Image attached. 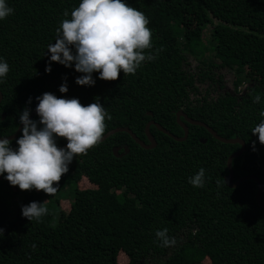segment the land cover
<instances>
[{"label":"trees","instance_id":"obj_1","mask_svg":"<svg viewBox=\"0 0 264 264\" xmlns=\"http://www.w3.org/2000/svg\"><path fill=\"white\" fill-rule=\"evenodd\" d=\"M78 2L7 0L13 11L0 20V57L9 65L0 83V113H5L0 136L12 134L20 112L35 109V97L44 92L78 98L82 105L98 97L111 116L103 134L128 126L145 143L151 119L182 136L176 120L182 110L220 136L244 140V152L232 162L234 179L256 175L264 202V145L250 131L264 111V0H126L149 20L152 48L145 52L155 59L144 61L135 74L121 71L116 80L99 79L94 72L93 86L77 85L81 73L48 61L46 47L55 43L60 21L70 18L63 13ZM207 25L214 58H207L206 68L192 70L187 54L199 57L208 49L201 42ZM246 67L258 80L238 97V75ZM223 68L235 72L234 93L213 96L205 83L221 87L222 78L214 73ZM65 81L68 90L60 93ZM256 95L260 103L253 102ZM150 132L156 140L151 149L117 132L76 155L60 179L71 199L59 201L68 211L56 222L41 190H21L0 175V264H121L120 252L128 259L125 264H264V207L256 202L257 184L246 180L231 188L224 181L226 160L239 145L222 143L192 124L184 141L153 125ZM65 142L56 139L58 147ZM125 145L129 151L114 156L112 148L123 151ZM201 167L205 182L198 188L188 177ZM30 201L47 209L39 221L21 215V205ZM163 228L175 245H159L154 232Z\"/></svg>","mask_w":264,"mask_h":264},{"label":"clouds","instance_id":"obj_2","mask_svg":"<svg viewBox=\"0 0 264 264\" xmlns=\"http://www.w3.org/2000/svg\"><path fill=\"white\" fill-rule=\"evenodd\" d=\"M12 11L7 0H0V20ZM63 15L70 18L60 21L55 43L46 47L50 54L48 61L81 73L75 77L77 85L93 86L94 72L103 80H116L121 71L135 74L144 61L155 59L152 53L145 52L152 48V32L147 27L149 20L126 0H79L78 6L70 13L66 10ZM50 70L51 64L46 63L45 72ZM8 72L7 61L0 57V83ZM67 90L66 81L58 87L60 93ZM35 99L38 120L30 119L27 109L20 112L22 127L21 135L15 140L16 147H12L6 136H0V175L21 190H43L53 195L74 157L86 154L101 140L105 119L110 120L111 116L98 97L87 105H82L78 98L57 97L50 92ZM252 99L254 103L261 102L260 95ZM260 115V121L250 131L264 145V111ZM58 137L66 140L63 147L57 146ZM252 148L255 150V142ZM188 182L194 187H204L205 169L201 167L188 177ZM20 212L29 221H39L47 209L42 202L30 201L21 205ZM154 236L161 247L176 243L175 238L168 235L167 228L155 230Z\"/></svg>","mask_w":264,"mask_h":264},{"label":"water","instance_id":"obj_3","mask_svg":"<svg viewBox=\"0 0 264 264\" xmlns=\"http://www.w3.org/2000/svg\"><path fill=\"white\" fill-rule=\"evenodd\" d=\"M2 100V93L0 91V102ZM149 115H151V112H148ZM30 119H32L34 116H36L35 113V109L31 110L29 113ZM4 117V116H3ZM183 119V120H181ZM176 120L177 123L179 124V126L182 128L183 130V134L182 136H178L175 135L173 133H171L170 131H168L167 129H165L162 125H160L159 123L155 122L154 120H149L146 125H145V136L146 139L148 140V143H145L143 140H141L139 137L136 136L135 133L132 132V130L128 127V126H118L115 127L113 129H110L109 131H107L105 134L102 135V138L99 142L105 140L108 136L117 133V132H126L130 135V137L142 148L144 149H151L154 148L156 146V140L153 136V134L150 132V127L153 125L155 126L159 131L165 133L166 135L170 136L171 138H173L176 141H184L187 139L188 136V124H192V125H197V126H201L203 128H205L216 140L222 142V143H226V144H239L240 148L234 152H232L227 159V171L228 173L224 176V181L226 183V185L228 187L231 188H235L237 186H239L242 182L246 181V180H253L256 182L257 184V192H256V202L259 204V206L264 207V202H262L261 200V195H262V191H263V187H262V183L260 181V179L256 176V175H252V174H248V175H243L241 177H239L236 180H233V169H232V161L235 157H238L239 155H241L244 150H245V142L243 139L238 138V137H232V138H226L223 136H220L214 129H212L208 124H206L203 121L200 120H195L190 118L186 113H184L182 110H178L176 112ZM22 127V124L20 123L18 125V127L16 128V130L6 136L10 141L13 139H16L19 134H20V128ZM202 143H205L206 140L205 139H201ZM66 144V142L61 145L60 147H63ZM121 149V146H114L112 148V152L114 154V156L116 157H121L122 155L126 154L129 151V148L127 145L123 146V151L119 152V150Z\"/></svg>","mask_w":264,"mask_h":264},{"label":"rangeland","instance_id":"obj_4","mask_svg":"<svg viewBox=\"0 0 264 264\" xmlns=\"http://www.w3.org/2000/svg\"><path fill=\"white\" fill-rule=\"evenodd\" d=\"M187 22H189V21H187ZM210 33H211V27L208 25L205 26V28L203 29V33L201 35L202 36L201 42L203 43L204 46L208 47V49L205 51V53L203 51L204 54H202V56H200V53H198L199 57H197V56L195 57L191 53L187 54L189 66L192 70L193 69L196 70L198 68H206V66H207L206 64H208L207 60L209 59V57L211 59L214 58L213 52L209 49V47H210ZM214 74H215V76H218V75L221 76V78H222L221 87L217 83L216 84L205 83L207 85H210L211 89L214 90V92L212 94L213 96H216L218 93H222V92H228L231 94L234 93L233 80L235 79V72L232 69L223 68ZM238 76L242 79V83H241V85L239 87V91H238V94H239L238 97H240L245 92V90L248 86H251L257 82L258 76L249 67H246L245 73L243 72L242 74H239ZM205 87L207 88L206 85H199L200 90H203ZM58 184H59V186L61 185L60 181L58 182ZM41 192H42L45 200L47 201V203H49V206L51 208V212H52L51 213L52 214L51 219H52V221L56 222L59 214L64 215L68 211L67 206H64L62 204V206H61L62 208H61L60 204H59V201H61V200L71 199L70 193L68 192V188L67 187H61V189L53 195L46 194L43 192V190H41ZM16 197L19 198L18 196H16ZM14 198H15V196H14ZM66 204H68V203H66ZM14 215H15V213H14ZM118 260L121 264H125L128 261L127 257L122 252L119 253Z\"/></svg>","mask_w":264,"mask_h":264},{"label":"flooded vegetation","instance_id":"obj_5","mask_svg":"<svg viewBox=\"0 0 264 264\" xmlns=\"http://www.w3.org/2000/svg\"><path fill=\"white\" fill-rule=\"evenodd\" d=\"M238 95H239V94H238ZM29 113H30V112H29ZM0 115H1V119H4V118H5V113H2V112H1ZM3 116H4V117H3ZM34 117H35V116H34ZM237 145H239V144H237ZM239 147H240V145H239ZM238 149H239V148H238ZM235 151H236V150H235ZM119 152H122V151L119 150ZM227 159H228V158H227ZM232 162H233V161H232ZM226 163H227V160H226ZM227 170H228V169H227ZM227 173H228V171H227ZM227 173H226V174H227ZM226 174H225V175H226ZM225 175H224V176H225ZM240 177H241V176H240ZM237 179H238V178H237ZM233 180H236V179H234V174H233Z\"/></svg>","mask_w":264,"mask_h":264}]
</instances>
